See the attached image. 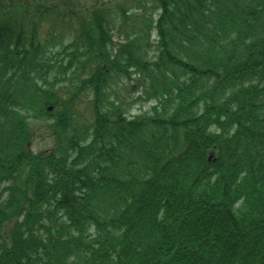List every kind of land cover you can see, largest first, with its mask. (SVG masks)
<instances>
[{
	"label": "trees",
	"instance_id": "16d2710c",
	"mask_svg": "<svg viewBox=\"0 0 264 264\" xmlns=\"http://www.w3.org/2000/svg\"><path fill=\"white\" fill-rule=\"evenodd\" d=\"M0 264H264V0H0Z\"/></svg>",
	"mask_w": 264,
	"mask_h": 264
},
{
	"label": "rangeland",
	"instance_id": "374dc122",
	"mask_svg": "<svg viewBox=\"0 0 264 264\" xmlns=\"http://www.w3.org/2000/svg\"><path fill=\"white\" fill-rule=\"evenodd\" d=\"M87 6H90V4ZM149 106H150L149 103H139L138 105L134 106L133 109L134 110L141 109L142 111H144L148 109ZM47 145H48L47 140L45 138H40V139H37L36 146H34V149L38 152L39 150L45 149Z\"/></svg>",
	"mask_w": 264,
	"mask_h": 264
}]
</instances>
